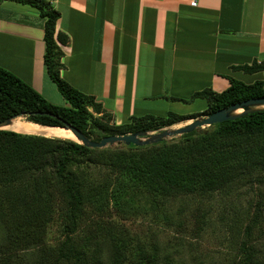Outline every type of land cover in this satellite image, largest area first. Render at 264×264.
<instances>
[{"label":"trees","instance_id":"1","mask_svg":"<svg viewBox=\"0 0 264 264\" xmlns=\"http://www.w3.org/2000/svg\"><path fill=\"white\" fill-rule=\"evenodd\" d=\"M12 1L33 7L45 19L44 66L65 106L50 104L28 83L0 67V122L22 116L27 122L41 126L68 125L85 137H89L93 128H98L102 137L123 136L157 131L236 103L264 98V79L246 84L229 78L230 85L224 92L207 89L198 94L208 104L202 113L170 114L166 118L145 116L115 126L94 97L77 91L60 77L63 54L54 38L58 12L42 0ZM67 40L66 35H57L59 43L66 44ZM242 69L264 74V64ZM212 126V132L194 140L131 145L126 151L105 153L76 142H54L36 135L0 130V186L6 189L5 198L10 191L14 194V199L5 203L11 214L7 217L0 214L3 231L0 264H173L168 250H162L161 254L158 248L144 249L133 242L126 230L101 231L103 225L98 223V214L89 212L94 195L89 187L95 186V181L89 179L85 183L76 167L81 160L97 159L96 162L110 168L121 180H131L166 198L203 195L241 185L263 186L264 110ZM48 166L52 169L45 180ZM16 183L18 188H14ZM122 192L114 187L111 194L116 209L117 194ZM257 196L244 227L245 241L239 248L242 257H235V264H264V246L256 236L264 212V192L258 190ZM104 197L107 198L106 193L98 200L100 206L106 200ZM3 199L0 197V206L5 202ZM53 226L57 227L58 235L48 242L46 238L54 235H48V228ZM26 252L29 254L22 258ZM11 255L16 258L11 259Z\"/></svg>","mask_w":264,"mask_h":264},{"label":"crops","instance_id":"2","mask_svg":"<svg viewBox=\"0 0 264 264\" xmlns=\"http://www.w3.org/2000/svg\"><path fill=\"white\" fill-rule=\"evenodd\" d=\"M195 1L54 0L60 77L94 97L115 126L202 113L208 104L199 93H222L229 78L263 80L242 68L264 64V0ZM44 22L33 7L0 0V67L65 106L46 74Z\"/></svg>","mask_w":264,"mask_h":264},{"label":"rangeland","instance_id":"3","mask_svg":"<svg viewBox=\"0 0 264 264\" xmlns=\"http://www.w3.org/2000/svg\"><path fill=\"white\" fill-rule=\"evenodd\" d=\"M205 117L207 116L198 117L193 121H201ZM17 119L27 122L22 117ZM186 122L182 121L157 131L140 133H147L144 137L147 138L150 135L172 132L182 128ZM212 130L213 126H203L194 130L191 136L166 137L160 143H179L189 138L194 140L205 133L212 132ZM99 132L98 128H93L87 138L93 142H99L104 138L100 136ZM47 139L54 142L71 141L59 138ZM99 150L102 153L121 152L128 150V146L120 143ZM96 160H81L76 168L83 175L85 183L89 179L95 181V186L89 187L93 189L94 194L89 212L98 214V223L103 225L100 227L101 231L118 233L126 230L133 242L144 249L158 248L161 254L162 250H168L173 264H233V262L235 264V257L239 259L242 257L239 248L245 241L244 227L248 224L252 204L258 200L257 192L258 190L264 192V185L253 188L241 185L206 192L203 195L197 193L166 198L152 194L144 186L134 184L131 180H121L112 174L110 168ZM47 168L45 172L48 174L45 176V180L50 176L52 169L50 166ZM114 187L123 190L122 193L117 194V201H119L117 209L114 207L115 202L111 197ZM14 188H18L17 183ZM105 193L107 198L104 197L106 200L100 206L98 200ZM5 194L6 189L0 186V197H4L2 202L5 201L3 206H0V214L7 217L11 212L5 209V203L10 198L14 199V194L10 191L6 198ZM10 195L12 196L8 197ZM107 199L108 202H106ZM260 227L256 236L261 239L260 242L264 246V212ZM56 229V226L48 228V235L54 233L53 236L46 238L48 242L57 237ZM2 232L0 229V237ZM28 254L26 252L20 255L25 258ZM11 257V259L16 258L14 255ZM14 264L17 263L14 262Z\"/></svg>","mask_w":264,"mask_h":264},{"label":"water","instance_id":"4","mask_svg":"<svg viewBox=\"0 0 264 264\" xmlns=\"http://www.w3.org/2000/svg\"><path fill=\"white\" fill-rule=\"evenodd\" d=\"M257 107H262V108H257ZM261 110H264V98L250 99L217 110L211 113L210 115H208L207 117L203 118L201 121L192 120L189 124L185 125L182 128H178L172 132H161L160 134L150 135L147 138H144L147 135V133H135V134H128L123 136H108L102 138L99 142H93L89 140L87 137H85L80 131L76 130L71 126L67 125L65 129H67L74 135L78 143L88 148L102 149L105 148L106 146L120 144V143H123L127 146L133 145L135 147H142V146L158 144L166 137L189 134L194 130H196L197 128H201L203 126L209 127L215 124H220ZM237 111H241V112L237 113ZM47 115L52 116L51 114H47ZM17 118L1 121L0 130H3L4 127L10 125L11 122Z\"/></svg>","mask_w":264,"mask_h":264},{"label":"bare ground","instance_id":"5","mask_svg":"<svg viewBox=\"0 0 264 264\" xmlns=\"http://www.w3.org/2000/svg\"><path fill=\"white\" fill-rule=\"evenodd\" d=\"M238 112L240 111H237V113ZM4 129L8 131L12 130L20 134L42 135L47 138L67 139L78 142L74 135L65 128L41 126L30 122H24L20 119L13 120L11 124L4 127Z\"/></svg>","mask_w":264,"mask_h":264},{"label":"built area","instance_id":"6","mask_svg":"<svg viewBox=\"0 0 264 264\" xmlns=\"http://www.w3.org/2000/svg\"><path fill=\"white\" fill-rule=\"evenodd\" d=\"M42 1H44L47 4L54 2V0H42ZM187 1L189 2L190 6H192V7L196 6V4H197L195 0H187Z\"/></svg>","mask_w":264,"mask_h":264}]
</instances>
